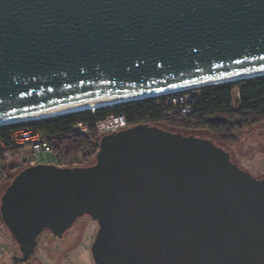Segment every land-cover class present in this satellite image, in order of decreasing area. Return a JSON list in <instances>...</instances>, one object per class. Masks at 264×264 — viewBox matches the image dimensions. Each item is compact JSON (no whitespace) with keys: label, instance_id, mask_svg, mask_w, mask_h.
Segmentation results:
<instances>
[{"label":"water","instance_id":"water-1","mask_svg":"<svg viewBox=\"0 0 264 264\" xmlns=\"http://www.w3.org/2000/svg\"><path fill=\"white\" fill-rule=\"evenodd\" d=\"M262 57L264 0H0V125L261 76ZM85 215L94 264H264V177L209 138L107 132L93 164L26 167L0 197L24 261Z\"/></svg>","mask_w":264,"mask_h":264},{"label":"trees","instance_id":"trees-1","mask_svg":"<svg viewBox=\"0 0 264 264\" xmlns=\"http://www.w3.org/2000/svg\"><path fill=\"white\" fill-rule=\"evenodd\" d=\"M235 93L238 108L234 109L232 105ZM181 97L182 100H179ZM173 99L176 101L173 102ZM186 108L190 111H184ZM112 116H123L128 127L148 124L186 135L210 132L221 143H234L238 140V132L264 122V75L180 93L104 105L41 120L0 125V138H7L11 132L23 127H31L48 135L51 150L59 158L60 167H73L74 164L76 167L88 166L95 162L102 135L96 131L95 124ZM79 122L88 126L87 133L72 132L73 126ZM78 156L80 160L75 161ZM22 169L24 167L16 163L5 165L0 182L11 179ZM0 222L6 228L1 217ZM8 234L15 242L9 231Z\"/></svg>","mask_w":264,"mask_h":264},{"label":"rangeland","instance_id":"rangeland-1","mask_svg":"<svg viewBox=\"0 0 264 264\" xmlns=\"http://www.w3.org/2000/svg\"><path fill=\"white\" fill-rule=\"evenodd\" d=\"M180 92L183 91L175 93ZM233 98L232 107L235 109L238 108L236 93ZM193 135L213 139L224 147L230 154L232 162L238 167L256 178L264 177V122L238 132V140L234 143H221L210 132H196ZM74 160L78 161L80 157L78 156ZM9 180L5 179L0 182V197L9 184ZM97 229L95 221L90 217L81 216L64 232L61 238L55 237L50 231L45 230L38 236V245L30 261L32 264H94L90 246ZM0 264H21V253L18 246L1 222Z\"/></svg>","mask_w":264,"mask_h":264},{"label":"built area","instance_id":"built-area-1","mask_svg":"<svg viewBox=\"0 0 264 264\" xmlns=\"http://www.w3.org/2000/svg\"><path fill=\"white\" fill-rule=\"evenodd\" d=\"M184 111L188 112L190 109L186 108ZM126 127L128 124L123 116H112L95 124L96 131L103 134ZM72 132L85 134L88 132V126L79 122L73 126ZM11 163L24 168L37 165L59 166V158L51 150L47 134L31 127H23L11 132L7 138H0V179L3 177V167Z\"/></svg>","mask_w":264,"mask_h":264},{"label":"bare ground","instance_id":"bare-ground-1","mask_svg":"<svg viewBox=\"0 0 264 264\" xmlns=\"http://www.w3.org/2000/svg\"><path fill=\"white\" fill-rule=\"evenodd\" d=\"M264 74L260 73L259 75ZM251 75H246L244 77H250ZM238 78H227V79H222V80H213V81H208V82H203V83H199V84H194V85H190V86H186L183 88H179L176 90H172V91H168L162 94H158L157 96H162V95H166V94H172L175 92H179V91H185V90H190V89H197V88H202V87H206V86H210V85H217V84H221V83H225V82H229V81H233L236 80ZM143 97H137V98H119V99H101V100H97L94 102H88V103H83V104H79V105H75V106H71V107H67V108H62V109H57V110H52V111H48V112H44L41 114H35V115H31V116H25V117H19V118H15L13 120H9L5 123H23V122H29V121H35V120H41V119H45V118H50V117H55L58 115H63L66 113H72L75 111H81V110H87V109H93L96 107H100V106H104V105H110V104H116L119 102H124V101H134L135 99H141Z\"/></svg>","mask_w":264,"mask_h":264},{"label":"flooded vegetation","instance_id":"flooded-vegetation-1","mask_svg":"<svg viewBox=\"0 0 264 264\" xmlns=\"http://www.w3.org/2000/svg\"><path fill=\"white\" fill-rule=\"evenodd\" d=\"M47 231H48V230H47ZM95 234H96V233H95ZM94 237H95V236H94ZM36 248H37V247H36ZM35 251H36V250H35ZM31 258H32V256H31L28 260L24 261V260H22V256H21V264H26V263H27V264H32L31 261H30Z\"/></svg>","mask_w":264,"mask_h":264},{"label":"snow or ice","instance_id":"snow-or-ice-1","mask_svg":"<svg viewBox=\"0 0 264 264\" xmlns=\"http://www.w3.org/2000/svg\"><path fill=\"white\" fill-rule=\"evenodd\" d=\"M261 59H264V57H262Z\"/></svg>","mask_w":264,"mask_h":264}]
</instances>
